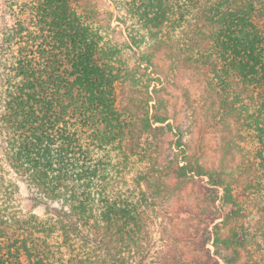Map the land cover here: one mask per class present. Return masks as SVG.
I'll use <instances>...</instances> for the list:
<instances>
[{
    "label": "trees",
    "instance_id": "1",
    "mask_svg": "<svg viewBox=\"0 0 264 264\" xmlns=\"http://www.w3.org/2000/svg\"><path fill=\"white\" fill-rule=\"evenodd\" d=\"M0 264H264V0H0Z\"/></svg>",
    "mask_w": 264,
    "mask_h": 264
},
{
    "label": "rangeland",
    "instance_id": "2",
    "mask_svg": "<svg viewBox=\"0 0 264 264\" xmlns=\"http://www.w3.org/2000/svg\"><path fill=\"white\" fill-rule=\"evenodd\" d=\"M201 89L197 82L189 83V80L183 79L177 87L172 89L171 100L173 102L174 119L176 123H182L184 126V137L183 140L188 141L194 145L197 137V125L200 122V110H199V98L201 97ZM207 161L214 160L218 157L217 143L218 138L213 133H209L207 139ZM24 194L27 195L24 190ZM32 205L31 201L27 198L24 200V207L30 208ZM36 211L41 213L42 209L37 208ZM179 218H176V225ZM180 224V223H179ZM168 233L165 238L167 242H172L179 235L178 229L173 228L172 224H167ZM212 249L213 246H210Z\"/></svg>",
    "mask_w": 264,
    "mask_h": 264
}]
</instances>
